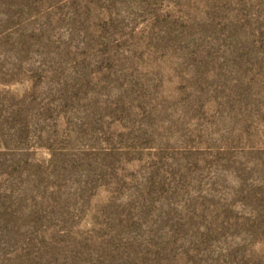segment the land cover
I'll return each instance as SVG.
<instances>
[{
  "label": "rangeland",
  "instance_id": "1",
  "mask_svg": "<svg viewBox=\"0 0 264 264\" xmlns=\"http://www.w3.org/2000/svg\"><path fill=\"white\" fill-rule=\"evenodd\" d=\"M0 264H264V0H0Z\"/></svg>",
  "mask_w": 264,
  "mask_h": 264
}]
</instances>
